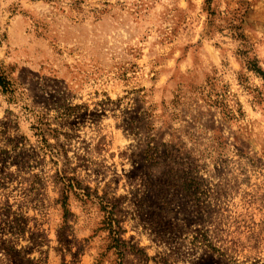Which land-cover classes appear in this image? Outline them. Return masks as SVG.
<instances>
[{"label":"rangeland","instance_id":"obj_1","mask_svg":"<svg viewBox=\"0 0 264 264\" xmlns=\"http://www.w3.org/2000/svg\"><path fill=\"white\" fill-rule=\"evenodd\" d=\"M253 67L264 0H0V264H264Z\"/></svg>","mask_w":264,"mask_h":264},{"label":"trees","instance_id":"obj_2","mask_svg":"<svg viewBox=\"0 0 264 264\" xmlns=\"http://www.w3.org/2000/svg\"><path fill=\"white\" fill-rule=\"evenodd\" d=\"M253 68H254L253 70L256 74H258L260 77L264 78V74L260 71V69H256L255 67H253ZM0 92L2 95H8L10 98L13 96V93H14L12 90L11 84L9 83L7 78L1 73V71H0ZM11 250L5 251V253L8 254V256H12L14 251L13 250L11 251Z\"/></svg>","mask_w":264,"mask_h":264}]
</instances>
